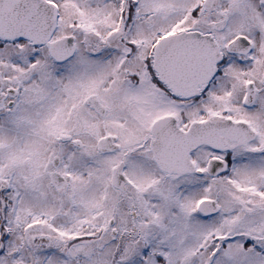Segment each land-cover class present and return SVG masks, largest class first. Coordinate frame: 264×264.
Listing matches in <instances>:
<instances>
[{
	"label": "snow or ice",
	"instance_id": "obj_1",
	"mask_svg": "<svg viewBox=\"0 0 264 264\" xmlns=\"http://www.w3.org/2000/svg\"><path fill=\"white\" fill-rule=\"evenodd\" d=\"M0 264H264V0H0Z\"/></svg>",
	"mask_w": 264,
	"mask_h": 264
}]
</instances>
